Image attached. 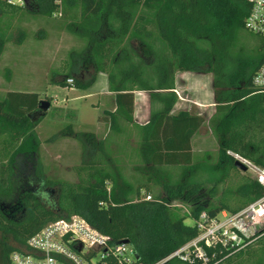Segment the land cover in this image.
I'll return each mask as SVG.
<instances>
[{
  "label": "trees",
  "instance_id": "1",
  "mask_svg": "<svg viewBox=\"0 0 264 264\" xmlns=\"http://www.w3.org/2000/svg\"><path fill=\"white\" fill-rule=\"evenodd\" d=\"M250 9L249 0H0V55L7 43L26 40V16H60L63 29L85 42L83 50L70 53L68 71L54 72L50 81L87 90L99 73H107L116 109L98 119L108 122L110 131H121L120 120L135 122V90L148 92L152 104L149 120L139 128L141 164L132 167V179L104 139L70 129L82 148L80 167L89 170L86 179L70 182L47 177L34 149L40 144L36 127L47 114L33 117L39 93L8 91L0 98V134L20 143L0 165V264H9L12 252L48 224L73 216L114 241H128L144 264H157L199 234L185 223L188 216L171 208L174 202L189 205L190 218L197 220L202 212L236 213L264 196V188L245 177L234 193L217 199L232 173L242 171L236 156L264 168V90L253 84L264 40L257 44L244 34ZM183 70L212 75L215 159L210 153L194 158L192 139L205 118L175 112L176 72ZM202 245L205 264L237 249ZM192 256L162 264H204ZM252 264H264V254Z\"/></svg>",
  "mask_w": 264,
  "mask_h": 264
},
{
  "label": "rangeland",
  "instance_id": "2",
  "mask_svg": "<svg viewBox=\"0 0 264 264\" xmlns=\"http://www.w3.org/2000/svg\"><path fill=\"white\" fill-rule=\"evenodd\" d=\"M21 0H13L20 2ZM22 25L27 29V46L24 52L28 60H22L18 68L4 72V79L11 83L4 82L1 91L3 93L11 91H39L42 100L51 102V107L46 116L36 127V132L40 144L34 146L43 162L46 176L70 182H80L81 178H87L88 169H81L82 148L78 141L73 139L70 129L73 131H95V122H89L92 116L96 115L90 102L78 100V91H70L59 86H53L51 76L54 72L66 73L69 68L70 53L74 50L81 51L85 48V42L76 39L63 29L64 23L60 16L47 18L42 16H26ZM57 30L65 34L64 43L57 44L55 38ZM246 38H250L259 44L262 40L257 35L244 31ZM69 36V37H68ZM60 37V36H59ZM66 38H70L67 39ZM74 38V39H73ZM176 82L178 83L177 94L179 102L177 112L186 111L189 113H200L205 118V122L194 135L192 142L194 145V158L200 159L205 153L212 154L217 158L218 144L210 128V118L215 113L214 89L212 75L198 74L191 71H177ZM69 108H65L67 98ZM70 96V97H69ZM93 100V99H92ZM62 107V108H60ZM185 109V110H184ZM85 116H89L85 118ZM82 117L86 119L83 122ZM108 133V134H107ZM110 155L117 165L123 167L125 175L133 178L132 167L141 164L138 155L139 136L137 130L132 129L128 141L116 132H104ZM20 143L15 142L7 135L0 134V165L8 161L10 155L17 149ZM135 176V175H134ZM247 177L255 180L253 172L234 171L232 178L224 187H220L217 199L225 194L234 193L239 184ZM159 189H156V193ZM225 197V196H224ZM217 199L213 202L218 204ZM49 199L46 204L49 205ZM171 208L182 216H188L185 223L195 226L196 222L190 218V206L176 201ZM0 237H2L0 235ZM234 249L233 253L215 264H252L257 258L264 254V234L249 235L247 241ZM204 264L208 258L203 260Z\"/></svg>",
  "mask_w": 264,
  "mask_h": 264
},
{
  "label": "built area",
  "instance_id": "3",
  "mask_svg": "<svg viewBox=\"0 0 264 264\" xmlns=\"http://www.w3.org/2000/svg\"><path fill=\"white\" fill-rule=\"evenodd\" d=\"M251 9L245 28L264 40V0H249ZM72 83V79L68 80ZM253 84L264 90V59L257 69ZM253 172L264 188V168L236 156ZM147 200L150 196L146 197ZM199 234L160 263L173 257L190 260L194 255L205 261L203 245L219 243L238 247L248 236L264 230V196L242 210L233 213L223 210L216 216L202 212L195 220ZM9 264H144L129 243L114 241L94 228L85 218L73 216L45 226L29 238L27 245L12 252Z\"/></svg>",
  "mask_w": 264,
  "mask_h": 264
},
{
  "label": "crops",
  "instance_id": "4",
  "mask_svg": "<svg viewBox=\"0 0 264 264\" xmlns=\"http://www.w3.org/2000/svg\"><path fill=\"white\" fill-rule=\"evenodd\" d=\"M71 39L72 36L68 34ZM60 36V37H59ZM68 36V37H69ZM65 34L64 32L62 33L61 30H57L55 34V38L58 41L57 44L64 43L63 41ZM70 39V38H66ZM74 39V38H73ZM27 38L26 40L21 44V45H14L11 43H7L4 47L3 53L0 55V98L5 95L3 93L2 88L3 84L5 82L4 79V72L8 70H15L16 68L19 69V65L22 62V60H28L26 58L27 54L23 51L24 47L27 45ZM26 45V46H25ZM6 84L11 83L10 81H6ZM53 86H59V85H53ZM178 86V83L176 82V87ZM61 87V86H59ZM64 89L70 90V91H78V100H84L87 102H90L93 109L96 110V115L92 116L91 119H89V122H95L97 128L95 131H91L95 133L99 138L104 139L106 141V136L102 135L105 131L110 133V124L106 121L99 120V116L103 114V112H114L116 109V98H115V93L111 92L109 90V82H108V74L101 72L98 74V78L96 83L91 87L90 89L87 90H81V89H76L74 87L71 88H66L62 87ZM11 91H16L13 89H10ZM17 92H36L39 93V91H17ZM177 92V88H176ZM178 93V92H177ZM40 95V94H39ZM70 97V96H69ZM40 100H42L41 96H39ZM134 118L135 122L133 124L127 123L123 120H120V129L121 131L118 132V135H122L125 137L128 141L131 139L130 133L131 130H137L138 136H139V144H140V126L145 124L149 120L150 112L152 109V104L150 102L149 98V93L146 91H141V90H135L134 91ZM93 99V100H92ZM72 99L67 98L65 99L66 106L65 108H69V102H71ZM73 102V101H72ZM179 102V101H178ZM178 104V103H177ZM177 105L175 106V112H177ZM62 108V107H60ZM185 110V109H184ZM180 112V111H179ZM194 114V113H192ZM200 114V113H197ZM89 117V116H88ZM85 116V118H88ZM82 121L84 122L86 119L82 117ZM86 123V121H85ZM89 131V130H88ZM108 134V133H107ZM138 144V147H139ZM108 145V144H107ZM193 146V151L194 145L192 142ZM138 150V148H137Z\"/></svg>",
  "mask_w": 264,
  "mask_h": 264
},
{
  "label": "water",
  "instance_id": "5",
  "mask_svg": "<svg viewBox=\"0 0 264 264\" xmlns=\"http://www.w3.org/2000/svg\"><path fill=\"white\" fill-rule=\"evenodd\" d=\"M51 107V102L48 100H41L39 104V112H37L33 117H40L43 113L47 112ZM235 166H237L243 172L248 170V167L237 158L235 161ZM123 243H128V241H122Z\"/></svg>",
  "mask_w": 264,
  "mask_h": 264
}]
</instances>
